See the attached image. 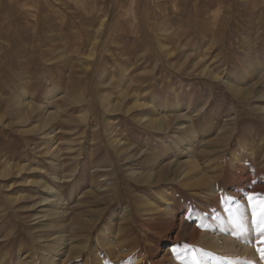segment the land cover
I'll return each mask as SVG.
<instances>
[{
	"label": "rangeland",
	"instance_id": "374dc122",
	"mask_svg": "<svg viewBox=\"0 0 264 264\" xmlns=\"http://www.w3.org/2000/svg\"><path fill=\"white\" fill-rule=\"evenodd\" d=\"M241 36L264 70V0H0V264H264L246 236L264 207V77ZM208 45L202 65L247 99L191 67ZM47 185L63 212L44 220Z\"/></svg>",
	"mask_w": 264,
	"mask_h": 264
},
{
	"label": "bare ground",
	"instance_id": "6f19581e",
	"mask_svg": "<svg viewBox=\"0 0 264 264\" xmlns=\"http://www.w3.org/2000/svg\"><path fill=\"white\" fill-rule=\"evenodd\" d=\"M186 1V0H185ZM201 2V1H200ZM202 4H204V3H202ZM229 22V21H228ZM101 26V25H100ZM103 26V25H102ZM235 29V28H234ZM222 33V32H221ZM228 36H230V35H228ZM225 37H227V36H225ZM225 37H224V39H225ZM251 37V36H250ZM220 38V37H219ZM100 39V38H99ZM223 39V40H224ZM249 38L247 37V36H241V39H239V45L242 47V52L243 53H249V56H248V58L251 60L250 62H252V64H253V66L254 67H252L253 68V70L255 69V72L258 74V77L259 78H261V77H264L263 75V73H264V70H263V67H262V65L258 62V60L257 61H254L253 60V58H254V55L252 54V52H255V51H253L254 49H248V50H245L244 49V47H246L245 45H248L251 41L250 40H248ZM214 40H216V39H214ZM214 40L211 38L210 40H209V43H210V41H211V44L212 43H214ZM176 45V44H175ZM164 47V46H163ZM202 47H204V51H206L208 48H210L211 46L210 45H208V46H202ZM97 49V48H96ZM162 49V48H161ZM95 52V51H94ZM208 55V52L206 51V52H202L201 53V57H200V55H199V57H200V59H198V60H196V61H192V63H191V67L193 68L194 66H196L198 63H200L199 65H201V69H200V71L199 72H201V75H203L204 77L205 76H212L213 77V79H215V80H217V81H221L223 84H225V86H227V88H229L233 93L232 94H234V96H236L238 99H240V100H243V99H247L246 98V96H247V92H246V90L245 89H242V88H238V87H236L237 85L233 82V80L230 78V76L227 74V75H221V74H219L218 72H212L211 70H210V67H208V66H203L202 65V60H204V57H206V54ZM61 55V54H60ZM165 55V54H164ZM245 55V54H244ZM256 55V54H255ZM198 57V58H199ZM186 61V60H185ZM185 71V70H184ZM224 73V72H223ZM256 74V75H257ZM210 79H211V77H210ZM212 79V80H213ZM247 89V88H246ZM175 92V91H174ZM127 93V92H126ZM231 93V92H230ZM249 93V92H248ZM249 94H251V93H249ZM261 93L259 92V94L258 95H260ZM261 98H263V100H264V95H261L260 96ZM137 100V99H136ZM180 99H178V95H177V93L175 94V96H174V102H173V106H174V109H177L178 107H180L179 106V104H180V101H179ZM245 101V100H244ZM138 103V102H137ZM137 103H135L136 104V106L135 107H141V106H143V105H141V104H137ZM152 103V102H151ZM151 103L150 102H146V103H143L144 104V106H151ZM128 104V103H127ZM103 105V104H102ZM252 106V105H251ZM253 107L255 108V110H256V112H258V113H262V112H264V104H256V105H253ZM120 108V107H119ZM130 110V109H129ZM117 111V110H116ZM127 111V110H126ZM179 111V110H178ZM146 117V116H145ZM228 117V119H224L222 122V125L218 128L219 129V131H225V130H227V129H230L231 128V121H228V120H233L234 119V116H227ZM24 118V120H26V116H24L23 117ZM139 119V118H138ZM141 119V118H140ZM139 119V120H140ZM150 120V119H149ZM163 120V119H162ZM107 121V120H106ZM143 121V119L141 120V122ZM175 121V120H174ZM152 122V121H151ZM155 123V122H154ZM189 123V122H188ZM178 125V124H177ZM181 125V124H180ZM179 125V126H180ZM45 126V125H44ZM156 127V126H155ZM178 127V126H177ZM38 128H42V125L41 126H39ZM192 126H190V128H189V130H192ZM53 131V130H52ZM191 132V131H190ZM26 133V132H25ZM40 133H44V131L43 130H41L40 131ZM113 134V133H112ZM120 134V133H119ZM192 134V133H191ZM42 135V134H41ZM45 136H48V135H45ZM53 136V135H52ZM170 136H171V134H170ZM180 135H178V137H179ZM106 137V136H105ZM181 137V136H180ZM221 137V136H220ZM109 138V137H108ZM182 138V137H181ZM218 138V137H217ZM107 139V138H106ZM49 140V139H48ZM120 140V139H119ZM121 141V140H120ZM262 141V142H261ZM48 142H50V141H48ZM52 142V141H51ZM111 142H119V141H117L116 139H112L111 140ZM180 142H182V139H180ZM184 142V141H183ZM54 143V142H53ZM43 144V143H42ZM51 144V143H50ZM112 144H114V143H112ZM116 144V143H115ZM114 144V145H115ZM180 144V143H179ZM261 144H263V140H260L259 141V145H261ZM114 145H113V147H114ZM121 145V143H119V145H117V146H120ZM51 146V145H50ZM39 147V146H38ZM262 147V146H261ZM50 147H48V148H46L45 150H48ZM54 148H55V146H54ZM52 149H53V147H52ZM69 149V148H68ZM116 149V148H115ZM189 149V148H188ZM260 149V148H259ZM262 149H264L263 147H262ZM262 149H260L259 150V152L260 151H263ZM50 150V149H49ZM53 150H55V149H53ZM213 151H215V150H213ZM46 153H47V151H45ZM52 152V151H51ZM120 152V151H119ZM122 152V151H121ZM50 152H48V154H49ZM55 153H56V151H55ZM136 153V152H135ZM260 153H263V152H260ZM132 154V153H131ZM236 154V153H235ZM253 154H255V153H253L252 152V155ZM264 154V153H263ZM57 155V154H56ZM120 155V154H119ZM130 155V154H129ZM136 155V154H135ZM236 156V155H235ZM259 156H260V154H259ZM124 157V156H123ZM264 156L262 155V158H263ZM127 158V157H126ZM125 158V159H126ZM237 158H239L238 156H237ZM259 158V157H258ZM240 159V158H239ZM238 159V160H239ZM242 159V158H241ZM232 160V159H231ZM241 161V160H240ZM60 163V162H59ZM246 163V162H245ZM61 164V163H60ZM230 165V167H231V170H233L232 172H231V177H230V175H229V173H228V175H229V177H230V180H228V183L230 184V186H233V187H235V190H234V192L236 193L237 191H238V193L240 192V191H244L245 189H244V187L243 188H237V186H239V183L241 182V180L243 181V174H241L240 173V169L237 167V164H236V162H235V160L233 159L230 163H229ZM6 165V164H5ZM241 165V164H240ZM56 166V165H55ZM174 168V167H173ZM176 168H177V170H178V177H179V180L180 179H182V178H184L185 177V175H186V173H188L189 172V169L191 168V165H189V169H188V166L186 165H180V164H178V165H176ZM239 169V173L237 172L238 170H236V169ZM6 169L8 170V168H4L3 169V171H4V173H5V171H6ZM247 169V168H246ZM126 170H127V174L128 175H130V176H132V177H135L134 179H136L137 177L139 178V179H142V181L145 183H148L149 185L151 184V183H158V182H160L161 180H166L167 179V177H165L164 175H163V169H161L160 170V172L158 173V177H157V179L155 180V182H154V176H153V173H150V175L148 174L147 175V177L145 178L144 177V175H139V172H138V170L136 169V168H131V167H127L126 168ZM166 170V169H165ZM242 170V169H241ZM171 171H172V169H171ZM245 171V170H244ZM249 171H250V169H249ZM249 171H248V173H249ZM152 172V171H151ZM225 172V171H224ZM143 173V172H142ZM172 173V172H171ZM244 173V172H243ZM50 174V173H49ZM5 175V174H4ZM173 175H175V173H173ZM213 175V174H212ZM226 175V174H225ZM227 175V176H228ZM248 175V174H247ZM246 175V176H247ZM255 175V174H254ZM146 176V175H145ZM156 176V175H155ZM219 176H220V174H219ZM224 176V175H223ZM226 176V177H227ZM143 177V178H142ZM217 177H218V175H217ZM248 177V176H247ZM209 178V177H208ZM208 178H203V183H204V186H203V188L204 189H206V191L204 192L205 194H207L209 197H211V198H215V199H218L219 197H220V195H221V193L222 194H224V193H226V192H224L222 189L220 190L218 187H217V185H214V184H212V182H209L208 181ZM228 178V177H227ZM249 178V177H248ZM138 180V179H137ZM170 180V179H169ZM27 181V180H26ZM208 181V182H207ZM185 182V181H184ZM48 184V183H47ZM46 188H47V191L49 192V197H47V198H43V199H40L39 200V202H37V206L38 207H41L42 208V210L44 211V214L42 215V216H40V217H42L44 220L45 219H49V218H52V217H56L57 215H59V213L61 214L63 211H61V209L60 210H58V211H52L51 209H50V205L48 206H46V202L49 200V202H51V201H53V202H55L56 204L58 203H61V199H60V196H59V194H58V192L57 191H55L52 187H50V186H45ZM225 191H226V189H225ZM232 192V191H231ZM228 193V192H227ZM226 193V194H227ZM233 193V192H232ZM93 195V194H92ZM206 195V198L208 197ZM43 196V195H42ZM240 196H241V194H240ZM219 200H220V198H219ZM239 203L240 204H244V205H248V200H247V198H245V197H241L240 198V201H239ZM51 204V203H50ZM59 207H61V204L59 205V206H57V208H59ZM39 210H41V209H39ZM55 210V209H54ZM65 212V211H64ZM36 213V212H35ZM39 218V217H38ZM90 219V218H89ZM85 220V219H84ZM33 221V220H32ZM43 221V220H42ZM37 222H39V221H37ZM47 222V221H46ZM52 223V222H51ZM49 224H50V221H49ZM48 224V225H49ZM53 224H54V222H53ZM52 224V225H53ZM81 224V223H80ZM46 225V224H45ZM51 225V226H52ZM86 226V225H85ZM259 232V231H258ZM257 232V230H249L248 229V231L246 232V236H248V237H250L251 239H256L257 237H259L260 236V233H258ZM55 234V233H54ZM53 235V234H52ZM211 235V234H210ZM203 236V235H202ZM39 237H41V236H39ZM43 237V236H42ZM207 237V236H206ZM211 237V236H210ZM62 238V237H61ZM58 239V238H57ZM59 239H60V237H59ZM215 239V238H214ZM214 239H212L213 241H212V245L214 246V249L217 251V249L219 250L220 248L222 249L223 247L221 246V244H218L219 242H217L216 240H214ZM236 239V238H235ZM229 239V240H227V242H226V244H224L225 246L224 247H226V249H227V251L229 252V253H231V252H234V251H236V250H238V252H239V250H240V252L241 253H243V254H248L249 253V248H248V246L245 244V243H243L241 240H239V239ZM55 240H56V238H55ZM64 240V239H63ZM224 241V240H223ZM208 242H209V240H208ZM225 242V241H224ZM209 243H211V242H209ZM63 244V243H62ZM207 244V243H206ZM203 245H205V244H203ZM209 246H211V245H208V247ZM207 248V247H206ZM211 248V247H210ZM213 249V250H214ZM36 250V249H35ZM44 250V249H43ZM218 252H220V251H218ZM222 253V252H221ZM252 253H253V251H252ZM223 254H225V252L223 253ZM255 254V253H254ZM50 255V254H49ZM56 255V254H55ZM238 255V254H237ZM236 255V256H237ZM234 256V255H233ZM256 257V256H255ZM48 258H50V260L48 259ZM47 259H48V261H50V263L51 264H53V262H54V256H50V257H48ZM176 262V261H175ZM47 264V263H46ZM175 264H178V263H175Z\"/></svg>",
	"mask_w": 264,
	"mask_h": 264
},
{
	"label": "snow or ice",
	"instance_id": "6c2138e0",
	"mask_svg": "<svg viewBox=\"0 0 264 264\" xmlns=\"http://www.w3.org/2000/svg\"><path fill=\"white\" fill-rule=\"evenodd\" d=\"M249 202L251 197L249 196ZM253 221L256 222L260 229V239L257 241L258 247L256 252L258 253L261 260H264V207H261L260 211L257 212L253 207Z\"/></svg>",
	"mask_w": 264,
	"mask_h": 264
}]
</instances>
